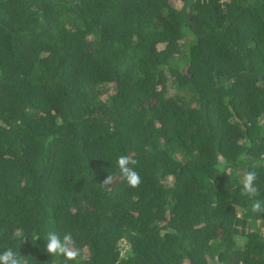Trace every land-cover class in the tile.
Segmentation results:
<instances>
[{"label":"trees","instance_id":"16d2710c","mask_svg":"<svg viewBox=\"0 0 264 264\" xmlns=\"http://www.w3.org/2000/svg\"><path fill=\"white\" fill-rule=\"evenodd\" d=\"M175 2L0 0V253L264 264V0Z\"/></svg>","mask_w":264,"mask_h":264},{"label":"clouds","instance_id":"9594fccd","mask_svg":"<svg viewBox=\"0 0 264 264\" xmlns=\"http://www.w3.org/2000/svg\"><path fill=\"white\" fill-rule=\"evenodd\" d=\"M137 161L128 156H120L117 158V167L121 177L127 182L129 187L136 188L141 183V178L138 172L131 165H135ZM221 171L224 168L221 167ZM257 181V172L255 170L247 171L242 178V194L252 198L258 192L255 186ZM113 183V177L108 175L100 184L107 187ZM252 211L256 213H264V201L255 200L252 204ZM39 237H37L38 239ZM74 240L70 233H66L63 239L53 232L49 231L46 238L45 251L52 257L63 256L65 261H74L79 256V251L74 248ZM0 264H25V261L20 259L17 254L11 249H6L0 253Z\"/></svg>","mask_w":264,"mask_h":264},{"label":"rangeland","instance_id":"374dc122","mask_svg":"<svg viewBox=\"0 0 264 264\" xmlns=\"http://www.w3.org/2000/svg\"><path fill=\"white\" fill-rule=\"evenodd\" d=\"M173 2V4L176 6L178 5V3L175 2V0H171Z\"/></svg>","mask_w":264,"mask_h":264}]
</instances>
